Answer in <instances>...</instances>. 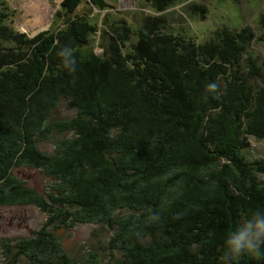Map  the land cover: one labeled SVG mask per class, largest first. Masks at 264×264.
<instances>
[{"label":"trees","instance_id":"1","mask_svg":"<svg viewBox=\"0 0 264 264\" xmlns=\"http://www.w3.org/2000/svg\"><path fill=\"white\" fill-rule=\"evenodd\" d=\"M226 1L217 4L240 0ZM136 2L134 28L123 15L112 21L115 4L94 0L102 21L72 19L83 0H64L65 27L34 37L12 27L17 11L2 2L0 207L47 215L32 238L0 240L14 261L97 263L70 257L51 227L106 224L118 226L107 264H223L227 234L264 210V160L246 156L250 138L264 142V72L249 51L264 38L229 24L206 36L193 26L210 21L199 0ZM62 102L74 118L53 119ZM27 168L49 176V190L30 187ZM231 264H264V245Z\"/></svg>","mask_w":264,"mask_h":264},{"label":"rangeland","instance_id":"2","mask_svg":"<svg viewBox=\"0 0 264 264\" xmlns=\"http://www.w3.org/2000/svg\"><path fill=\"white\" fill-rule=\"evenodd\" d=\"M101 1L103 2V0ZM2 2H5L11 10L17 11V15L12 17V27L19 32L28 34L30 37L45 31L65 27L66 17L62 16L60 18L58 16L62 12L64 0H0V8H2ZM104 2L115 4L118 9L117 13L113 14L114 19L112 21L119 20L123 15L131 21L134 28L141 24L139 23L141 16L138 14L139 9H137L136 0H104ZM218 2L227 3L226 0H199L198 3L201 6L210 7H206L209 10L210 21L205 24L193 22V26L197 25V27H200L202 33H206V36H210L211 30L222 24L233 25L234 29L248 26L253 32L264 38V0H240L235 6H220L217 4ZM39 14L44 21L41 20V23L37 24L36 21L38 19L36 17ZM76 14H81L82 17L90 14L92 18L98 17L102 21L105 12L96 8L94 0H83L79 11L73 14L72 19H75ZM175 16L176 19L180 18L181 20V17L174 13L172 21L175 20ZM241 16L244 24L238 21ZM186 28L189 30L188 24ZM87 49L89 51L94 50L97 54H102V49L97 43L93 45L91 42ZM249 51L260 59L264 72V42H252ZM254 84L258 87V84L262 85V82L257 79ZM75 115L76 112L68 109L67 103L62 102L54 112L53 119H71ZM69 135L67 134L66 136ZM61 138L59 135L56 136L58 140ZM249 142L250 151L246 152L248 159L264 160V142L255 138H250ZM39 149L44 152H54L56 144L53 142H42L39 144ZM224 167L225 162L223 161L217 169L221 170ZM20 176L30 187L41 194L49 190L52 184V179L38 169L27 168L21 171ZM127 213L128 211H122L118 216L128 215ZM46 220L47 215L35 206L0 207V240L32 238L34 233L41 229ZM117 229V225L111 229L106 224H78L73 229H65L63 227L54 229L51 227V231H55V234L62 240V246L70 257L85 262L89 260V254L92 253L97 261V263L93 264H107V261L111 258L108 240ZM0 264H28V262L24 256L17 261H14L12 256L8 258L4 254L2 247H0Z\"/></svg>","mask_w":264,"mask_h":264},{"label":"clouds","instance_id":"3","mask_svg":"<svg viewBox=\"0 0 264 264\" xmlns=\"http://www.w3.org/2000/svg\"><path fill=\"white\" fill-rule=\"evenodd\" d=\"M63 63L68 70H74V61L67 52L60 53ZM210 90H215V84H209ZM264 245V210L253 211L249 217L229 232L224 240L225 252L223 264H231V261L244 253L256 255Z\"/></svg>","mask_w":264,"mask_h":264},{"label":"bare ground","instance_id":"4","mask_svg":"<svg viewBox=\"0 0 264 264\" xmlns=\"http://www.w3.org/2000/svg\"><path fill=\"white\" fill-rule=\"evenodd\" d=\"M36 13H37V12H36ZM41 16H42V15H41ZM43 17H44V16H43ZM36 19H38V20L36 21L37 24H40V23H41V20L44 21L42 17L40 18V14L36 17Z\"/></svg>","mask_w":264,"mask_h":264}]
</instances>
